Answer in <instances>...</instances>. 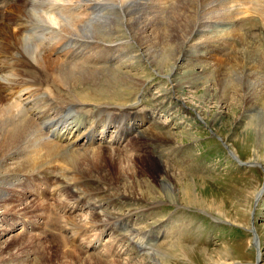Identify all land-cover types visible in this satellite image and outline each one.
<instances>
[{
  "label": "rangeland",
  "instance_id": "obj_1",
  "mask_svg": "<svg viewBox=\"0 0 264 264\" xmlns=\"http://www.w3.org/2000/svg\"><path fill=\"white\" fill-rule=\"evenodd\" d=\"M40 1L41 0H35L33 5L37 4L36 8H41L46 1L48 2V0H42V3L39 5ZM71 1H73V3L70 2V10L74 11L75 15H79V20H83V18L87 19L91 13L90 8H92V5L97 6L98 9L107 6L116 7V9H123L139 0H92V2H90L91 0H86L84 2H81L80 0ZM173 1L174 0L143 1L145 4L161 5L162 7L165 5L164 17L160 18L165 23V25H163L164 23L162 24L161 22L162 30L163 28L165 30L167 29V26L172 25L170 24V22L172 23V20L167 19V16L165 17V15L169 11V6ZM237 1H239L237 4H233L235 6L230 4V6L227 5L225 9L228 12L237 7L240 10H243H239V13L241 14L235 18V21H242L241 24L246 26L243 27L244 33L239 32L234 38H232V35H226L227 33H230L229 31L231 28L229 27L230 25L226 28L223 26L226 25L229 20L221 18L220 20L218 18V14L223 13L226 10L223 11L222 9H218L217 11H214L215 14L210 13L212 12L210 10L205 11L203 14L201 13L200 16H202V18L198 20L201 24L194 28L196 33L193 32V35L191 34L184 45V52L182 53L181 58L185 59V61H181L182 59L180 60L179 56L176 61L177 69L175 67L172 72L171 66L173 62L171 59L169 60L168 57L163 59L159 54L156 56L154 53L156 48L150 44V35L140 34L142 33L141 29H138L136 24V19L138 17L134 14H125L120 18L113 15L108 18L107 23L109 22V26L116 27V31L119 32L117 34L115 33V38L110 41L71 34L66 38L68 39L66 42H60V40H57V43L53 44V46L49 45L48 43L55 36L54 34L58 35L57 32H60V27H64L69 23L68 26L71 27H67L69 31L76 32L78 29L77 27L74 28V22H76L77 19H70L67 16H65L66 20L63 18L58 19L59 25L58 29H55L56 31L50 29L49 33L42 39L37 41L34 39V43L36 42L35 46H39L36 50L37 54L38 51L40 54L41 52H44L45 56L51 59L53 57L57 60H65V58L71 54L70 51L72 52V50H68V46L77 48V45L81 44V40L89 42L90 46L88 48H81L82 54L80 53L78 56H74L76 60H81L82 62L86 60L89 64H91L90 62L93 60L94 64H91L90 67H108L107 69L113 70L112 72H114V70H116L115 72L118 71V77H120L119 80L121 83H118L117 86H115L116 88L114 87L115 89H111L112 91L105 88L100 89V86L95 89L96 86L85 82L80 75H75L71 80L73 89L81 94L86 92L93 93L90 94L91 97L89 99L83 102L85 103L84 105L78 107V109L76 107L72 111L81 112L89 110L91 107L90 105H87V103L91 101V104L108 103L125 105L123 107L119 106V108H125L122 112H127L126 110L133 109V111L138 112L140 115L145 113L147 119H145L144 116H140L137 117L135 121H142L139 123V126L141 127L130 131L120 143L118 141L119 144L116 143L114 145L115 149L123 154H135L137 156L140 155L141 157L145 151L150 155L153 153L152 159L154 158V160H156L158 159L157 156H159L165 164L172 168L173 175H176V177L179 178H181V176H184L185 178L192 177L196 181L201 182L199 185L205 189L201 195V204L198 205H188L185 203L173 204L168 203L165 199L161 200L162 204H159V201L153 202L157 203L161 207V210L158 212L154 211L152 219L146 215V209L153 207L152 205H149L152 202L146 201L147 203H140L139 206L144 210V215L134 217L131 224L129 223V225H127L126 222H115L116 220H113L115 218H109V216L104 214L106 212L104 209L106 208L107 212L116 214L117 216L128 212L125 208H119L120 206H117V202L114 200H112L113 203H109V205L104 204L105 201L101 202L103 205L102 207L100 206V208L98 207V209H93L91 206L92 204H85L84 206L79 205L78 207L72 208L73 205L71 206V203L69 202L71 209L73 210L70 209L67 211L68 208H66L63 210L64 212H62V210L59 211L58 208H56V204L61 201L66 202V197L69 195L65 192H60L57 189L55 190V188H53V181L48 184H41V187L43 189L45 188L47 193H45V197L39 198L31 192L32 190L28 189L30 187L33 188V186H31L30 183L25 184L23 182L24 177H18L19 179H8L6 182H0V185L2 184V187L0 186V249L11 248L12 251L7 254H0V264H24L21 261L12 260L14 257H19L21 259L22 257L24 259L29 257V262L25 264H55L60 262L61 251H65L66 249H69L72 253H77L76 256H70L69 260L71 257H75V260L78 261L85 253L86 256H91L89 258L87 257L88 260L97 258L105 264H256L257 250L252 244V234L248 231L252 227V223L254 224L255 234L258 240V251L260 252V257L258 256L260 259L259 264H264V194L261 197H257L258 192L262 189L264 184V150L260 153L254 151L256 135L249 129V127L245 128L248 119L252 118V114L247 113V111L240 108L241 104L237 97L239 96V84L237 85L236 82L232 83V81H229L228 85H226L227 92L223 99L226 111L224 113V119L220 124L218 122L216 123L213 117L216 113L215 106L211 104L207 106L201 105L203 104L202 97L205 95H203V93L206 84L207 86L211 85V89L219 90L217 76H214V82H207L204 79H201L203 82L199 80L200 82L197 81L199 83L195 82L188 84L190 86L184 84L181 89L175 88L174 84V81L181 79L180 76H182V73L188 70L187 65H189V61L187 60L188 57H186V51L188 54L192 52L193 56L194 54L200 56L204 53L203 56L200 57L201 60L198 59L197 62L200 65H210L213 69L218 68L219 70L222 68V60H224V57L228 53L233 50H241L242 45L240 39L242 36L246 35L245 31L256 34L258 33V30L262 29V33H264L263 14L261 16L259 13L257 14L255 10H252L251 5L248 4L247 0L246 5H241L240 0ZM252 2L256 3L257 0H252ZM261 2H263V0H261ZM263 5L264 4L261 6L263 7ZM70 10H67L66 12L69 13ZM20 20V22L25 24V26H23L25 28L23 36L25 37H22V39L27 42V39L33 38L32 36L35 38V35L40 32H34L36 28L38 29L35 25L37 23L29 22V19H24L25 22L23 19ZM11 23L12 24L9 23V27H11L10 25L15 24L13 22ZM126 25H128V27ZM14 30L17 31L18 28L15 27ZM138 30L140 32H138ZM62 31L67 33L65 29ZM160 32L159 29L154 33L155 35L158 34L152 36L157 38L160 36ZM64 35L65 34H61V36L58 35V37ZM61 40L63 41L64 38H61ZM73 40L78 41L74 42ZM96 44L101 46V48L97 47V52L94 50L88 51L91 48L94 49ZM102 45L111 50H103L102 48L104 47ZM163 45L164 44H162V46ZM263 45L264 43H262L261 46ZM50 46L52 48H49ZM98 49L102 52L105 51L103 53H106V56L103 53L101 54ZM9 52L11 55H14L15 50L11 49ZM0 56L5 57H0V61L9 62L14 65L19 64L8 56ZM155 56L158 60H156ZM160 57L161 59H159ZM191 59L196 58L194 56ZM30 60L33 65L36 66L35 68L38 69L39 67L35 63L36 59L32 56ZM68 61L73 62L74 60L68 58ZM68 61L66 60L64 63ZM158 61L159 63H157ZM153 62L156 63L158 67H155L156 65H154ZM16 67L17 66H15V69L17 70ZM193 72H195V70ZM1 75L0 81H3L2 83L4 84H8V82L11 84L15 80L22 81V79L26 81V85L29 84L28 82L32 83L29 77H19L15 71L4 72L3 74L1 73ZM126 76L127 78H125ZM44 78V76L40 77V79ZM34 88L36 89L35 86H28L22 88L21 92H16L18 94L17 98L21 103L24 104L25 102V107L34 99L40 97L46 99L52 98V92L49 87L43 86L40 92H33ZM92 94L94 95L92 96ZM99 95H101V98H99ZM11 100L14 101L13 98ZM213 102L214 101L211 103L213 104ZM21 103L16 102L18 108L23 107ZM181 103L183 105L182 107L180 105ZM108 109L116 110L113 106H108ZM115 114H118V112H113L112 116ZM113 117L116 118L119 116L115 115ZM111 121L112 120L109 121L110 126L114 123H111ZM97 126L103 130L106 129V127L102 128L101 125ZM153 129L159 134L157 138L156 136H151L150 139L149 135L145 132L147 130L155 132ZM167 132L168 134L171 133V135H173V140L167 137ZM43 138L45 139V137ZM169 139L172 141L170 142ZM66 144L67 143L65 142L64 145ZM101 145L102 147L105 146L104 144ZM85 146L77 143L76 151L83 152L87 149ZM93 146H96V148L100 147L98 144ZM225 147H228L230 151L234 152L235 158L230 157L231 155L229 151L227 152ZM238 159L242 162L254 163L257 165L240 167L237 164L239 162ZM143 162L144 161L140 162L141 165L144 164ZM8 164V166L5 165L0 170L3 174L10 173V170H13L16 163L12 164L9 162ZM153 168L157 167L155 166ZM114 170L116 171L117 168L114 167ZM114 170L113 172H115ZM154 170L149 171L151 173L155 172ZM40 172L41 171L38 173L36 172L39 177L42 176ZM50 176L58 177L59 174L49 173V177ZM31 177L34 176L32 175L28 178ZM37 180L41 181L39 178L36 179L34 183L37 182ZM133 180H136V178L134 177ZM72 184L73 183L69 184L66 182V185L72 186ZM75 184L76 187L78 183ZM167 185L168 184L165 183L163 187L166 188ZM91 188L93 189V187H90L88 193H95L96 191H92ZM136 189L135 192L141 193L138 187H136ZM12 190H15L18 194H12ZM132 190L134 191V188ZM200 190H202V188H197L198 192H200ZM75 191L76 190L73 188L72 192ZM22 192L25 193L23 194ZM72 192L69 191V193ZM142 195L143 193L140 194L139 197ZM10 197L12 198L11 200H9ZM20 197L27 200H25L24 203L27 205L29 204V207H32L35 202L36 204L33 207L35 211L33 208L24 211L23 206H20L19 202L15 201ZM113 199L117 198L114 197ZM2 200L7 201L4 203ZM31 201L33 202L31 203ZM90 203H92V201H90ZM39 204L40 206L37 207ZM42 207L44 210H41ZM6 211L8 212L6 213ZM94 213L98 214L102 221L106 222L109 219V223L112 221L116 224L112 226L113 228L109 229L108 227L103 226L92 228L90 221L92 214ZM48 214H55L53 216H56V218L59 217V219L50 217V220L48 218L45 222H42ZM149 214H151V212H149ZM154 216L161 218V221L154 223ZM41 217L43 218L40 219ZM23 219L27 221L25 224H29L30 220L37 221L38 223L35 224L39 225L38 227L34 226L31 229L25 226V229L24 224H21ZM177 219H181V221L177 222ZM150 222L153 224L152 226H149ZM161 222L163 223L160 224ZM52 223H54V226L55 223H57V225L59 224L58 226H60L61 229L50 228L49 224ZM155 224H157V226H155ZM64 225L66 227H64ZM48 227L49 231L50 229L52 230L50 233H48ZM59 230L64 232L61 233ZM139 233H141L140 235L144 233L145 236H140ZM19 234L23 238H19ZM16 235L18 238L14 239V236ZM136 235L140 236L137 241L135 237ZM68 238L69 240L67 241ZM28 239L33 240H31L32 244H29L27 241ZM91 243H94L93 246L95 248H91ZM63 244L67 245L63 246ZM71 249H75L76 251L74 250L73 252ZM31 255L34 257H31ZM85 259L86 258L83 260Z\"/></svg>",
  "mask_w": 264,
  "mask_h": 264
},
{
  "label": "bare ground",
  "instance_id": "obj_2",
  "mask_svg": "<svg viewBox=\"0 0 264 264\" xmlns=\"http://www.w3.org/2000/svg\"><path fill=\"white\" fill-rule=\"evenodd\" d=\"M66 1L67 0H50L49 2L48 0L49 2L48 5H47V1L44 4V6L47 5L48 7L46 6L40 10L39 8H36V6L33 5L34 3L32 4L31 7H29V5H26L25 2L24 3L21 2L17 5H10L7 10V17H6L7 21L5 18H4L5 21H3V18L0 14V55H5L6 57L8 56L13 61L19 63L17 65L16 64L14 65L9 62L0 61V75L5 71H15L17 76L19 77L26 76L29 77L32 81V83L28 82L29 83L28 85H26V81L23 79L22 81L15 80L12 83L10 82L11 84L9 83L4 84L0 81V170L5 165L8 166L9 162L12 164L16 163L13 170L12 171L10 170V173H7L8 175L3 174L0 171V182H6L8 179H15V178L19 179L18 177L28 178L32 175L36 176L37 175L36 172L38 173L39 171H41L43 174L41 179L43 184H47L50 183V181H54L53 187L55 189L59 190L60 192L61 191L65 192L67 193V195H69L68 197H66L67 200L66 202L61 201L56 204V208H58L60 211L62 210V212H64L63 211L64 209L66 208L70 209L69 207H71L72 205H73L72 207H74V205L78 206L79 204H82V206H84L85 204L86 205L92 204L91 206L93 207V209L96 208L98 209V207L100 208V206L102 207L103 205L101 202L105 201L104 204L109 205V203H113L112 200H114L115 202H117V206L118 205L120 206L119 208L121 209L125 208L126 211H128L126 213L127 215L123 214L117 216L116 214H111L107 212V208L104 209L106 211V212L104 211L105 212L104 214L106 216H109V218H115L113 219L114 221L116 220L115 222L117 221L126 222L127 225H129V223L131 224L134 217L144 215V210H142V208H140L139 206L140 203H144V202L147 203L148 201L152 202L151 204L149 203L148 204L152 205L153 207H149L146 209L147 211L146 215L148 217H151L150 219H152L154 211L158 212L161 210V207L157 203H153L155 201H159V204H162L161 200L164 199L168 201V203H173V204H178V203L180 204L185 203L188 205L201 204L200 202V200L202 199L201 195L203 193V190L205 189L201 185H199L201 184V182L196 181L192 177H188V178H185L184 176H181V178L176 177V175H173L172 173L171 170L172 168L169 165L165 164L159 158V156H157L158 159L155 158L156 160H154V158L152 159L153 153H151L150 155L148 154L147 151H145V153L143 154V156L145 155L144 157L143 156L141 157L140 155L137 156L135 154L127 155L120 153L115 149L114 146L115 143L113 144L111 141L112 138L109 139L108 141H103V143H98V146L104 144L105 145L104 147H102L101 145L100 147L96 148V146L93 145H97V144L86 142L85 148L87 149H85L83 152L76 151L77 143L80 141V139L85 137V131L82 130V127L87 120H83L82 123H79L81 122V120L79 122L78 121L75 122L74 120L75 117L68 118L65 111L68 109L72 110L76 107L78 109V107L84 105L85 103L83 102L89 99L91 97L90 94L93 92L90 93L86 92L84 94H81L77 90H74L73 86L71 85L72 78L78 74L88 84L96 86L95 89H97V87L100 86V89L105 88L107 90L112 91L111 89H115L116 88L115 86H117L118 83H121L119 80L120 77H118L119 76L118 71L115 72L116 70H114V72H112L113 70L111 69L108 70L107 69L108 67L107 68L105 67L93 68V66L90 67L91 64H94L93 60H91L90 62L91 64H89V62L87 61L83 63L79 61L69 62L68 58L65 60H57L51 56L52 57L51 59L45 56L44 52H41L40 54L38 51L37 54L36 50L38 49L39 46L38 47L35 46L36 42L34 43V39L35 40L37 39L36 35L35 38L34 36L30 35L33 38L30 37L31 39H27L28 41L25 42L22 39V37L23 38L25 37L23 36V32L25 31V28L23 26H25V24L20 22L21 21L20 19L25 18V19H29L30 20L29 22H35V23L43 22L49 25L51 24L52 27H58L59 25L58 19L63 18L66 20L65 16H67L70 19L73 18L77 19V21L74 22L75 25L74 28L77 27L78 29L76 30V32L69 31L68 28L71 27L68 26L69 24L68 23L67 25L64 24L65 25L64 27H60L61 31L65 29L66 32L70 35L77 34V36L82 35L83 37L86 38L110 41L113 38H115L114 37L115 33L117 34L119 32L116 31L117 30L116 27L114 28L113 26H109L108 24L109 22L107 23L108 18L113 15L118 16V18H120L122 15L125 14H134L138 17L136 19L137 20L136 24H137V28L141 29L142 33L140 34L150 35L149 38L151 40V43L150 41L149 43L152 44L154 48H156V51L154 52L156 56L157 54H159L163 59H166V57H168V59L169 60L171 59V61L173 62L171 66V72H172L173 69L176 67V61L179 58V56H180V60L182 59L181 61H185V59L181 58V55L184 52V45L188 40V38L191 36V34L195 32L194 28L196 26L198 27V25L201 24L200 22H198V20L202 18L200 14L201 13L203 14L205 11H209V10L212 11L210 13L215 14L214 11H217L218 9H222L224 11L226 10L225 8L227 7V5L230 6V4L232 5L237 4V2L239 1L237 0H174L169 6V11L165 15V17L167 16V19L172 20V23L170 22V24L172 25L167 26V29L165 30L163 28L164 26L162 27L163 30L161 29V22L163 24L164 21L160 19L164 17L163 14H164L165 5H163L162 7L161 5H154L147 3L145 4V2H143L144 0L143 1L139 0L123 9H116V7H108V6L102 8L100 7L98 9L97 6H93L92 8H90L91 13L87 17V19L83 18V20L82 19L79 20V15H75L74 13L69 11V13L71 14L70 16L69 13L66 12L67 10H69L63 7ZM240 1H241L240 2L241 5L244 4L246 5L248 1V4L251 5V9L255 10V12H257V14L259 13V15L261 16L263 14L262 18L264 19V10H263L264 5L263 7L261 6L262 4H264L263 3L264 0L263 2H261V0H257L256 3H253L252 0H247V1L240 0ZM49 5H52L54 9L52 8V6ZM239 10L240 9L237 7L236 9L230 12L226 10L223 13L218 14L219 19L221 18L224 20L225 19L229 20L226 23V25H224L223 27L226 28L227 26L230 25L229 27L231 29L230 31L228 30L230 33H227L226 35H232V38L237 36L239 32H243V27H246L245 25L241 24L242 21L241 22L235 21V18H237L241 14L239 13ZM11 22L15 24L10 25L11 27H9V23L12 24ZM255 24L258 25L257 23ZM53 25H57V26H53ZM128 25L126 26L128 27ZM163 25H165V23ZM15 27L18 28L17 31L14 30ZM36 27H38V29L36 28L34 32L37 33V31H41L39 30L38 25H36ZM159 29L161 31L159 33L160 36H158L157 38L153 37L158 34L157 33L155 35L154 33H156V31H158ZM138 32L140 31L138 30ZM245 32L246 35L242 36L240 39V43L242 45L241 50H239L236 47L239 51L233 50L232 52L228 53L224 57V60H222V68H220L219 70L218 68L213 69V67H210V65L208 66L203 64L205 66L204 67L203 65H200L197 62L198 59L201 60L200 57L203 56L204 53L201 54L200 56L198 54L197 55L194 54L195 58L197 59L196 60V59H191L194 57L192 55L193 54L192 52L188 54L186 51V57H188L187 60L189 61V65H187L188 70L186 69L187 71H184L182 69L183 67L182 66L181 69L184 72L182 73V76H180L181 79L175 80L174 84H175V88L181 89L184 84L188 85L195 82L199 83L200 81H202L201 79H204L207 82L209 81L214 82V76H217V80H218L217 84L219 86L218 87L219 90L217 91L215 89H211V85L207 86L206 84V87L204 88L205 91L203 93V95L204 94L205 95L202 97L203 104L201 105L207 106L211 104L215 106L216 113L214 114L213 117L215 122L216 123L218 122L219 124L223 121L224 113L226 111V108L224 106L225 104L223 102V99L225 98V93L227 92L226 85H228L229 81H232V83L236 82L237 85L239 84V89H238L239 96L237 97L241 104L240 108H242V110L244 109L245 111H247V113L252 114L251 116L252 118L248 119V123L245 125V128L249 127V129L255 133L256 141L254 143V148H255L254 151L260 153L261 151L264 150V45L261 46L262 43H264V33H262L263 32L262 29L258 30V33L256 34L253 33L254 35L248 31ZM54 35L56 36L57 34ZM81 43H82V47L87 48L90 46L89 42L87 41ZM162 44L164 45L162 46ZM97 47L101 48V46H96L94 48L97 49ZM11 49L15 50L14 55L10 54L9 51ZM78 49L79 47L76 48L72 53L75 55L79 51ZM102 49L105 50V48ZM32 56L36 59L35 63L38 65L39 67L38 69L35 68L36 66L33 65V63L30 60ZM0 57L5 58L4 56H0ZM161 57L159 59H161ZM66 60L68 62L64 63V61ZM156 60H158V58H156ZM159 61L157 63H159ZM154 65H156L155 67H158L156 63H154ZM15 66H17L16 67L17 70L15 69ZM194 70L195 72H193ZM41 76H44L45 78L40 79ZM125 78H127V76ZM28 86L29 87L35 86L36 92H40L43 86L49 87V89L52 92V98L46 99L40 97L38 99H34L32 102H29L24 110L20 107L18 108L16 102L10 101L11 99L9 95L10 93H12V91L16 93L18 92V89L25 88ZM93 95L94 94H92V96ZM99 96H100L99 98H101V95ZM212 101H214L213 104L211 103ZM91 103H92L91 101L87 103V105H90L91 107L89 110L81 111L78 113L81 115L82 118L85 119L93 118L92 122L90 123V126L93 125L95 122L99 121L100 120L99 117L101 115H105V119L100 120L101 124L99 123L98 125H101L102 128L106 127L107 129V126L109 128L110 123L108 120H111L109 118V115H111L112 111L114 110L108 109V106L109 107L113 106V108L120 111L121 114H123L122 111L125 110V108H119V106L123 107L125 105L108 104V103H95V104H91ZM180 105L181 107L183 106L182 103ZM126 111H127L126 113L128 114L130 113L129 110ZM132 119H135V117H131L130 120ZM121 122H124L123 118L121 119ZM125 126L127 127V124ZM47 128H50V130H52L53 135L56 136L57 138L56 140L48 139L43 141V137L48 135V133H46L48 132ZM93 128H96V126ZM145 133L149 135L150 139L151 136L152 137L156 136L157 138L159 134V133L157 134L156 131L150 132L148 130ZM167 135H168L167 137L172 139L173 135H171V133L168 134L167 132ZM118 139L119 138L115 139L114 142H118ZM119 140H121V138ZM172 140H170V142ZM65 142L67 143L66 145H64ZM228 151L231 155L230 157L235 158L234 152L230 151L229 149ZM141 161H144L143 162L144 164L141 165L140 163ZM155 166L157 168H153ZM114 167L117 168L116 171L114 170ZM113 170L115 172H113ZM149 170H154L155 172L150 173ZM49 173L59 174L60 177L55 176L53 178L52 177L50 178ZM134 177L136 178V180H133ZM35 179H39V178L35 177ZM174 181L176 182V184ZM66 182H68L69 184L71 183L73 184L72 186H69L66 185ZM75 183H78L76 187H75L76 185ZM165 183L168 184L166 188L163 187ZM135 186L138 187L141 193L135 192L136 189ZM90 187H93V189L91 188L92 191H96V192L88 193L89 192L88 189ZM73 188L74 190H76L75 192H72ZM133 188L134 191L132 190ZM197 188L198 189L202 188V190H200L201 193L198 192L199 190L197 191ZM69 191L72 193H69ZM13 193L18 194L17 192H15V190H12V194ZM142 193L143 195L139 197L140 194ZM34 194L36 195L37 193ZM263 194H264V184L262 189L258 192L257 197H261ZM44 195L45 192L43 191L42 196ZM114 197H116L117 199H113ZM11 199L12 198L10 197L9 200ZM25 200L26 199H23V197H20L18 198V200H15L16 202H19L20 206H23L24 211L30 210L29 208H33L36 204L34 202L32 207L31 206L29 207V204L27 205L24 203ZM2 201L6 203L7 200H2ZM90 201H92V203H90ZM32 202L33 201H31V203ZM69 202L71 203V206ZM39 206L40 204L37 207ZM42 209L43 207L41 208V210ZM7 212L8 211H6V213ZM149 212H151V214H149ZM53 215L55 214L46 215L45 220L42 222H45L48 218L50 220V217L59 219V217L56 218V216ZM42 218L43 217H41L40 219ZM160 219L161 218L154 216L153 222L154 223L160 222L161 221ZM180 221L181 219H177V222ZM26 222L27 221L23 219L21 224H24V226H26L29 229H31L34 226L38 227L39 225V224H35L38 223L37 221L29 220V224H25ZM90 222L88 223L91 224L92 228L95 227L98 228L103 226V227H108L109 229V228H113L112 226L116 224L113 223L112 221H111L112 224L111 222L109 223V219L106 222L102 221V219L96 213L92 214ZM162 223L163 222H161L160 224ZM58 225L57 223H55V226L54 223L49 224L50 228L52 229L55 228L61 229L60 226ZM65 225L64 227H66ZM152 225L153 224L150 222L149 226ZM155 226H157V224H155ZM51 231H52L51 229L49 231V227H48V233H50ZM59 232L63 233L64 231L59 230ZM140 234L141 233H139V235ZM17 235L14 236L15 237L14 239L18 238ZM52 235H56V234H52ZM140 236H145V235L143 233ZM140 236L138 235L135 236L136 241L139 239ZM255 237L257 238L256 234ZM19 238H23V237H21L20 235ZM31 240L30 239L27 240L29 244H32L33 240L32 241ZM68 240L69 238L67 239V241ZM91 244H92L91 248H93L94 243ZM65 245L63 244V246ZM75 249L73 250L71 249V250L74 252ZM0 250H1L0 251L1 255L7 254L10 251H12L11 248H7V249L1 248ZM66 250L65 251L60 250L61 251L60 254L61 259L59 258L60 262L55 264H78V263L105 264L102 261L98 260L97 258L88 260L87 257L89 258L91 256H86L85 253L80 257L78 261L75 260V257H71L69 260L70 256L73 255L76 256L77 253L76 254L72 253L69 249H68L69 251ZM259 254L260 252L259 253L257 252L258 260H260L258 258V256L260 257ZM32 256L33 255H31V257ZM84 258L86 259L83 260ZM12 260L19 262L21 261L25 264L29 262V257L25 259L23 257L22 259L19 257H14Z\"/></svg>",
  "mask_w": 264,
  "mask_h": 264
},
{
  "label": "water",
  "instance_id": "obj_3",
  "mask_svg": "<svg viewBox=\"0 0 264 264\" xmlns=\"http://www.w3.org/2000/svg\"><path fill=\"white\" fill-rule=\"evenodd\" d=\"M242 165H245V164H242ZM250 165H255L254 163L252 164H250ZM250 233L252 234V237H253V242H254V247L257 249V252L259 253V247H258V241H257V238L255 237V227H254V224L252 223V227L250 228ZM253 244V243H252ZM257 244V245H256ZM260 263V260H258L257 259V257H256V264H259Z\"/></svg>",
  "mask_w": 264,
  "mask_h": 264
}]
</instances>
